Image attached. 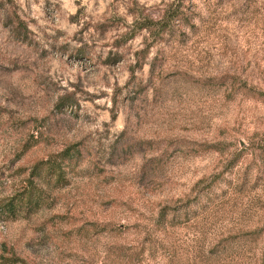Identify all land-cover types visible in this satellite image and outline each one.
Returning <instances> with one entry per match:
<instances>
[{"label":"rangeland","instance_id":"rangeland-1","mask_svg":"<svg viewBox=\"0 0 264 264\" xmlns=\"http://www.w3.org/2000/svg\"><path fill=\"white\" fill-rule=\"evenodd\" d=\"M22 198L0 264H262L264 0H0Z\"/></svg>","mask_w":264,"mask_h":264},{"label":"trees","instance_id":"trees-1","mask_svg":"<svg viewBox=\"0 0 264 264\" xmlns=\"http://www.w3.org/2000/svg\"><path fill=\"white\" fill-rule=\"evenodd\" d=\"M75 152H77V150H75L74 148L73 149L72 148H68L62 153L61 158L62 159H67V158L71 159V158L74 157ZM50 163L57 164L56 160H54V161H52ZM54 164H52V167L54 166ZM57 166L60 167V165H58V164H57ZM59 171H61L60 172V176H62V173H63L62 168H60ZM22 201H23V198H22V200L18 201L17 203H14V202L11 201L9 204L3 205V207L1 206L0 207V214H3V215L8 214V215L15 216L17 214V212L19 210H21V206L19 205V203H21ZM167 215H168V212L164 211L162 214H160V220L166 219ZM171 225H173V224L171 223ZM262 259H263L262 260L263 261L262 264H264V254H263V258Z\"/></svg>","mask_w":264,"mask_h":264}]
</instances>
